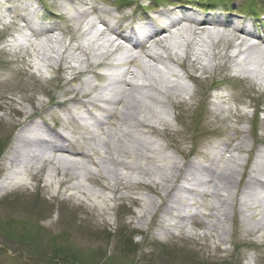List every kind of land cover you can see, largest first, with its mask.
Instances as JSON below:
<instances>
[{
    "label": "bare ground",
    "instance_id": "6f19581e",
    "mask_svg": "<svg viewBox=\"0 0 264 264\" xmlns=\"http://www.w3.org/2000/svg\"><path fill=\"white\" fill-rule=\"evenodd\" d=\"M180 9H182L181 6ZM86 15L87 11H76L71 18L80 22ZM37 21L41 23L40 20L37 19ZM161 21V25L152 31H141L139 35L131 28L129 29L131 34H124V31L118 34L115 26L107 24V29L101 30L99 34V40L102 42L98 43V48H94V50L78 48L88 57L89 65L86 69L81 68V60L78 58L79 56H75L74 59L76 58L80 62V66L72 67L77 75L86 74L88 77L87 75L90 74L91 78L97 77L105 80L107 86L102 88V92L108 87L112 90L123 87V90L104 100L105 106L101 110L99 109L100 114L88 113L86 115L88 111H80L78 121L82 120L85 123L78 127H83L86 130L88 134L86 136L71 137L56 129L46 130L38 137L19 134L16 137L10 161L11 167L15 166L11 181L18 180V186L28 189L32 184L28 179L43 182V171L50 165L52 166L50 180L58 181L60 185V188L57 189V196L66 194L72 198L77 196L95 197L110 204L122 189L129 191L148 189L151 193L164 198L163 201L168 202L166 212L180 217L182 224L189 219V215L182 214L189 198H194L193 195H196L192 205L202 201V206H204L205 197L211 198L208 207L213 212L208 215L212 219L204 223L209 230L216 232L219 243L215 248L224 259L223 256L227 250L226 242L230 241L228 237H223L224 232H227L224 225L231 214L225 208L226 200L220 198L223 194L216 181L217 170L226 181L225 185L237 186V191L232 194L234 200L236 198L234 212L235 208L239 211L243 225L251 232H259L264 237V213L261 211L264 210V196L258 204H253L250 198L239 199L238 197L242 183H245L249 191L264 188V116H261V113L264 115V33L255 35V32L244 27L245 16L237 15L234 12L226 18L210 19L209 23L204 24L205 26H200L196 30L190 28L188 32L185 31L186 23L192 21L178 9L163 13ZM100 23L105 25L104 20H101ZM33 24L38 25L36 22ZM123 25L120 24L119 28H122ZM211 25L221 26L226 32L207 31V36L204 38L200 31L205 32ZM174 27L177 28L178 35L177 40L171 42L169 35L172 34ZM92 28H96V26L93 25ZM110 33L116 34L119 39L129 43L133 47L132 50L123 52L119 58L113 56L110 47H114L115 44L108 40L109 47L105 45ZM254 37L257 41L248 45L247 49L243 51L241 47L249 38ZM150 38L165 55H156V53L144 49L145 39ZM215 38L218 39L217 42H214ZM57 42L60 43L59 39L52 41V48L56 51L55 56H48V53L45 52L39 53L38 58L42 63L44 62V65L40 66L41 70L50 65L52 67L53 63L57 64L60 70L64 68L63 62H67V60L64 59L63 47L58 48L57 46L60 44H56ZM170 45H182L188 52L186 59L176 60V57L181 58V55L179 53L173 55ZM116 47V50L120 49L118 44ZM218 47L220 51L216 52ZM100 49L106 50L99 52ZM235 49L237 51L234 52ZM209 51L214 58L205 60L204 57L208 55ZM237 52L244 55L243 60L239 61ZM254 53H259V55L252 56ZM140 56L144 57L146 61L141 60ZM167 60L176 63L184 73L169 66ZM160 64L167 68L158 67ZM121 65L124 66L123 69ZM134 66L138 70L133 68ZM98 69H106L108 72L98 75ZM197 70L201 72V75L196 74ZM170 77H177L179 80L188 78L195 84L202 85L207 90L204 99L205 117L220 118L219 121L221 124L223 123L224 130H227L224 123L230 118L235 119V125L232 126L235 135L224 138V142H220L214 147L213 163L210 166L196 165L189 171L188 167L186 165L183 167V164H180L175 156L168 154L163 146H160L161 149H157L153 143H145L146 139L137 133L140 128H149L153 133H158L155 126L149 124L150 118L158 119L170 116L169 106L180 103L178 99L183 94H186L187 98L184 100V106L181 107V113L186 116L192 115V110L196 107L195 91H192L183 81L176 80L174 82L170 80ZM88 78H85L78 90L72 88L66 91L65 99L62 102L64 104L70 102L85 108L95 106L96 99L84 101V98L89 97L93 89V84ZM213 89H217L214 94ZM259 92L260 96L256 94ZM71 94L72 96H70ZM46 108V106L43 107V109ZM66 110L68 112L64 111L71 113L73 109ZM249 110L253 111L249 112ZM19 111L18 114L21 117L24 116L23 111ZM35 115L36 113L26 117L25 120H20L17 127L26 128L32 132L44 130L45 125L42 126L32 120ZM56 118L55 122L60 124L61 119L58 116ZM110 118H115L119 122V126L115 130L104 128L106 124L112 122ZM246 120H252L255 127L242 128L241 125L247 122ZM24 124L27 125L23 126ZM96 128L102 132H98ZM245 132L253 134V145L247 150L249 155L244 159L237 156V153L246 152L247 137L240 142H237V139L242 137ZM102 136L103 138H101ZM258 144L261 145L259 148H257ZM85 158L98 168L97 172L85 165L83 162ZM41 159L45 161L44 166L36 170L28 169L31 163H37ZM108 162H112L114 165L113 171L104 169V165ZM192 164L189 162L188 165ZM245 169L249 171L246 175L241 173V170ZM83 180L93 182L106 191H112L114 196L107 197L102 193L95 192L84 184L85 182L82 183ZM8 181L9 178L7 183ZM68 184L70 185L68 186ZM8 186L11 185L4 184L1 189H6ZM174 191L179 194H175ZM198 195L200 198H197ZM127 198L133 199L135 202L140 201L139 197L129 194H120L119 196V199ZM214 198L218 200H213ZM162 205L153 198H146L143 215L139 216V219L142 221L151 215V223H157V210ZM253 208L256 209L255 213H252ZM108 210L113 211V206L108 205L104 214ZM4 219V225L11 227L17 225L9 217L4 216ZM238 220L240 222L239 217ZM175 224L176 222L170 223V225ZM104 225L107 226L108 223H104ZM244 242V246L252 247L248 245V242L252 243L250 239H245ZM253 242L257 246H264L263 240ZM250 257L253 261V255H249L247 258Z\"/></svg>",
    "mask_w": 264,
    "mask_h": 264
},
{
    "label": "rangeland",
    "instance_id": "374dc122",
    "mask_svg": "<svg viewBox=\"0 0 264 264\" xmlns=\"http://www.w3.org/2000/svg\"><path fill=\"white\" fill-rule=\"evenodd\" d=\"M33 1L42 9L50 8L52 10H43L42 15L48 17L47 19L55 17V14L62 16L56 21L59 24L58 30L53 35L44 34L36 37L35 44L31 48L23 47L19 51L10 49L7 52V48H3L7 37L15 31L22 32L24 30L21 26L23 21L16 16L15 2L25 6ZM173 1L178 4L184 1L193 5L198 3L193 0H170L169 2L173 3ZM253 1L254 3H252ZM137 2L145 6L150 4V0H0V6L7 8L6 14L9 20L16 21L13 23L14 25H11V28L0 30V145L7 142L5 153L1 152L0 154V179L14 170V168H10V158L15 147L17 124L20 120L36 113L32 120L40 122L45 127L48 125V128L51 129L54 125L53 118L56 115L62 119L64 115H67L66 109H75V104L62 103L66 91L72 88L78 90L85 78L88 77L91 84L98 87L102 84L96 81V77L95 80L92 79L90 74L87 75L88 77L86 74L77 75L72 68L80 66V62L76 58L74 59L75 56H79L82 63L81 68L88 67V57L78 48L87 49L86 46L92 42L95 33L103 28L99 24L96 25V28L84 31L82 29L83 22L91 16L104 18L107 17V14L113 18H120L124 15L121 18L124 19L133 13ZM169 2L160 4L162 8L157 11L162 13L178 8L176 6L178 4H174V7L168 5ZM199 3L208 5L204 1ZM154 5L158 7L156 4ZM209 5L213 6L217 3ZM223 5L227 9L225 16H229V12L233 9L238 11L242 6L251 9L252 5H256V9L264 13V0H228V3H223ZM245 8L242 11L249 13L250 11H245ZM76 11H87L88 14L80 22H77L71 18ZM56 39L60 41V43H56L60 44L57 47H63L64 59L67 62H63V69H55L53 73L50 72V78L39 76L31 65L36 66V60H40L38 58L40 52L48 53V56L56 55L55 49L52 48V41ZM176 40V38L170 39L171 42ZM48 48L50 49L48 50ZM190 49L192 52V48ZM217 51H220L219 47ZM207 54L204 57L205 60L214 58L210 51ZM171 63L167 64L184 73L176 63ZM53 64L54 67H58L57 64ZM158 67L167 68L162 64ZM191 70L193 69L191 68ZM196 74L201 75V72L197 70ZM173 79L179 80V78ZM180 81L195 91L196 107L192 110V115L186 116L181 113L184 100L179 98L180 103L173 104L168 108L171 114L170 118H150L149 124L155 126L158 133H153L149 128H140L137 133L146 139L145 143L151 142L157 149H161L160 146H163V149L168 154L175 156L177 161L183 164V167L184 165L188 166L189 155L192 154L199 155L202 160L198 165L210 166L213 163L214 147L218 143L224 142V138L235 135L232 127L235 125V119H228L224 123L227 130H224L223 123L221 124L219 121L220 118H206L204 99L207 90L188 78ZM256 94L260 96V92ZM44 106L47 108L43 109ZM19 110L23 111L24 116L21 117L18 114ZM251 111L253 110H249V112ZM110 119L112 122H109L104 128L115 130L119 126V122L115 118ZM246 121L241 125L242 128L255 127L252 120ZM59 130H63L71 137L72 133L75 137H79L78 134L76 135V131L67 130L66 124L62 120ZM246 137V152L237 153V156L244 159L249 155L247 150L253 145V134L245 132L242 137L237 139V142H240ZM78 146L80 145L78 144ZM260 146L258 144L257 148ZM83 162L92 171H98V168L90 164L87 158L83 159ZM104 169L113 171L114 165L112 162H108L104 165ZM51 170L52 166H47V169L43 171V182L31 180L32 184L28 189L20 187L9 192L7 189H0V264H264V246L253 244V241H264V237L259 232H251L243 225L236 208L234 212L236 198L234 200L232 194L237 191V186L225 185L226 181L219 170H217L216 181L223 194L220 198L226 200L225 208L231 214L224 225L227 232H224L223 237L226 236L230 239L226 242L227 250L223 256L224 259L215 248L219 243L216 232L209 230L204 223L212 219L208 215V212H213L208 207L211 198H204L205 207L203 209L202 201L198 202L199 214L194 213V208H189L186 205L184 211L188 212L189 219L184 224L180 222V217L166 213L167 204L165 203L157 210V223H151V215L150 218H144L142 221L139 219V216L143 215L146 198H153L158 203H162L164 198L151 193L148 189L141 188L136 191L122 189L120 194L139 197L140 201L135 202L129 198L119 199L120 194H118L116 199L111 202L114 210H108L104 214V210L110 204L102 199L86 196L72 198L66 194L57 196V189L60 188V185L58 181L50 180ZM241 173L246 175L249 171L245 169L241 170ZM82 183L97 193H102L107 197L114 196L112 191H106L93 182L83 180ZM240 187L239 199L250 198L253 204H258L264 196V188L249 191L245 183H242ZM193 196L195 199L196 195ZM213 200L218 199L214 198ZM202 211L206 212L205 218H202ZM255 211L256 209L252 213ZM261 211L264 213V210ZM4 216L13 219L17 225L13 227L4 225ZM172 222H176V224L169 225ZM104 223H108V225L106 226ZM245 239L252 241V243L248 242V245L252 247L244 246ZM249 255H253V261L247 260Z\"/></svg>",
    "mask_w": 264,
    "mask_h": 264
}]
</instances>
